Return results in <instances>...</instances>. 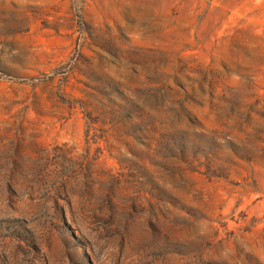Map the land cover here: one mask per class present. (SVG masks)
I'll return each instance as SVG.
<instances>
[{"label": "rangeland", "instance_id": "1", "mask_svg": "<svg viewBox=\"0 0 264 264\" xmlns=\"http://www.w3.org/2000/svg\"><path fill=\"white\" fill-rule=\"evenodd\" d=\"M0 264H264V0H0Z\"/></svg>", "mask_w": 264, "mask_h": 264}]
</instances>
